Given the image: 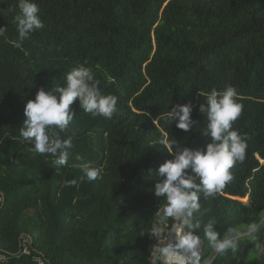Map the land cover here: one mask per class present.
<instances>
[{"label": "trees", "instance_id": "trees-1", "mask_svg": "<svg viewBox=\"0 0 264 264\" xmlns=\"http://www.w3.org/2000/svg\"><path fill=\"white\" fill-rule=\"evenodd\" d=\"M34 2L44 27L17 47L18 0H0V264H153V249L168 242L155 231L164 228L158 212L166 203L154 194L156 173L173 158L161 141L205 148L199 105L227 86L243 105L232 128L247 137L245 159L223 189L200 194L191 221L200 228L182 227L200 240L187 264H246L253 252V264H264V0ZM80 65L117 97V110L111 119L93 116L77 98L60 133L71 137L68 163L57 166L20 136L24 107ZM187 103L195 124L185 132L166 117ZM84 163L102 169L100 177L87 181ZM254 222L259 231L250 234ZM208 223L235 250L216 252ZM26 236L30 254L21 251ZM160 259L154 264H166Z\"/></svg>", "mask_w": 264, "mask_h": 264}, {"label": "clouds", "instance_id": "clouds-1", "mask_svg": "<svg viewBox=\"0 0 264 264\" xmlns=\"http://www.w3.org/2000/svg\"><path fill=\"white\" fill-rule=\"evenodd\" d=\"M18 8L19 14L15 16L13 23L18 32L16 46L20 47L31 33L42 29L44 24L34 0H18ZM4 31L5 27H0V35ZM236 96V89L232 86L219 92L213 89L199 105V111L207 120L206 129L202 133L208 138L205 148L191 149L175 142L161 141L173 156L162 163L156 173L159 179L155 183L154 194L166 200L158 212V219L162 223L173 218L177 225L187 226L189 229L200 228L198 222L195 225L191 222L194 213L200 209V194L213 196L223 189L233 179L229 170L236 162L244 161L247 137L232 128L233 122L243 110V105L236 101ZM77 98L84 112L93 116L111 119L117 110V97L102 93L91 70L83 65L74 67L66 74L63 86L58 84L48 90L39 88L35 98L28 100L24 107L26 119L19 131L20 136L24 141L31 142L37 153L53 156V163L57 166L68 163L71 137L63 139L60 133L74 119L75 113L70 106ZM192 111L191 103L176 104L168 111L166 120L175 121L177 128L187 132L195 124ZM81 169L87 181L96 180L102 172V169L93 167L90 163H84ZM188 169L191 170L190 173L186 171ZM155 231L161 232L163 229ZM203 231L216 252L223 253L229 248L235 250V241L231 238L220 239L212 223L204 225ZM248 231L250 234L258 232V224H250ZM252 238L256 239L254 235ZM199 243L200 240L193 231H183L175 241L169 240L164 246L155 247L150 254L151 259L153 264L156 257L163 258L166 264L173 260L184 264L183 256L195 257ZM256 248L259 250L261 245L257 243Z\"/></svg>", "mask_w": 264, "mask_h": 264}, {"label": "built area", "instance_id": "built-area-1", "mask_svg": "<svg viewBox=\"0 0 264 264\" xmlns=\"http://www.w3.org/2000/svg\"><path fill=\"white\" fill-rule=\"evenodd\" d=\"M4 200L3 196L0 194V203H2ZM166 226L169 227V224H166ZM182 234V232L180 233ZM180 234H177L175 233L174 235L171 236L170 240L172 241H175V239L180 235ZM32 243V238L31 236H26L22 242H21V251L24 253V254H30L31 253V249H30V245ZM178 255H182V253H178ZM189 256H183V259L187 260L186 262L184 261V264H187V262L189 261ZM0 259L1 260H4L6 259V256L4 254H1L0 253ZM34 261L37 263V264H45L44 260L42 259V257H35L34 258ZM174 262H170L168 261L169 263H176V264H180L179 261H176V260H173ZM155 263V262H154Z\"/></svg>", "mask_w": 264, "mask_h": 264}, {"label": "rangeland", "instance_id": "rangeland-1", "mask_svg": "<svg viewBox=\"0 0 264 264\" xmlns=\"http://www.w3.org/2000/svg\"><path fill=\"white\" fill-rule=\"evenodd\" d=\"M161 226H164V228L161 227V229H163V231H161V233L164 234L162 237V241H164V242L169 241L171 236L174 235L175 233L180 234L181 232H183V230H182L183 226L182 225H174L173 227H170V226L168 227V226H166V224L164 225L163 223H161ZM177 227H179V230L177 229ZM256 256H257V253L253 252L248 257L246 264H253ZM160 260H162V258ZM184 261L186 262L187 260L184 259ZM170 262H174V261H170ZM174 264H176V263H174Z\"/></svg>", "mask_w": 264, "mask_h": 264}, {"label": "water", "instance_id": "water-1", "mask_svg": "<svg viewBox=\"0 0 264 264\" xmlns=\"http://www.w3.org/2000/svg\"><path fill=\"white\" fill-rule=\"evenodd\" d=\"M177 225V224H176Z\"/></svg>", "mask_w": 264, "mask_h": 264}]
</instances>
